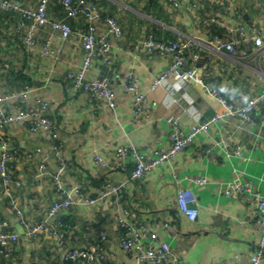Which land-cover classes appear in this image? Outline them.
<instances>
[{"label":"crops","instance_id":"crops-1","mask_svg":"<svg viewBox=\"0 0 264 264\" xmlns=\"http://www.w3.org/2000/svg\"><path fill=\"white\" fill-rule=\"evenodd\" d=\"M94 1L104 15H116L123 28L120 38H111V62L100 55L93 60L89 74L90 78L109 79L116 94L114 109L73 87L67 70L82 56L73 36L62 40L59 32L40 27L36 46L27 47L16 34L19 13L0 7V92L30 87L29 102L36 96L47 98V115L58 127L57 138L50 141L29 132L26 122L6 126L11 150L18 151V161H11L9 166L19 184H4L0 178V230L15 231L18 239L6 248L0 246V264H69L53 246L47 229L41 230L36 239L27 236L10 203V198L16 199L29 223L43 219L56 196L50 176H35L37 164L44 160L51 171L60 157L67 164L65 185L81 182L87 195L96 194L106 181L127 183L118 199L94 206L78 204L59 213L65 240L71 247L97 242L102 229L107 236L103 246L110 264H156L150 260L138 262L121 249L122 230L113 210L125 206L129 209L127 218L134 222L155 218L171 223L173 230L161 226L159 234L170 242L182 264H250L259 237L258 210L254 202L221 191L220 184L251 179L264 193L263 106L253 123L237 116L210 123L187 149L140 178L130 177L134 165L130 154L121 163L113 154L123 143H132L145 153L168 146L170 114H175L185 128L205 122L222 106L204 84L217 87L228 100H236L242 91L247 96L259 91L264 85V62L234 58L216 50L210 40L213 35L231 38L237 24L246 22L260 28L264 35V5L261 0H177L178 5H174L176 0ZM47 12L51 18H65L74 33L87 28L82 16L66 17L58 0L50 1ZM100 28H104L103 23ZM50 34L54 53L44 51ZM149 34L190 43L188 66L197 68V76L183 86L172 79L174 92L162 86L150 91L152 80L169 65L171 56L145 51L140 42ZM126 73L134 74L147 93L150 111L138 122L133 120L130 95L122 86ZM223 143L228 144L229 151ZM29 150L31 158L27 156ZM96 153L106 166L95 163ZM199 176L204 183H195L194 178ZM179 186L190 187L196 196L195 221L177 210Z\"/></svg>","mask_w":264,"mask_h":264},{"label":"built area","instance_id":"built-area-1","mask_svg":"<svg viewBox=\"0 0 264 264\" xmlns=\"http://www.w3.org/2000/svg\"><path fill=\"white\" fill-rule=\"evenodd\" d=\"M24 0H0V7L19 13L20 22L16 26L17 38L27 47L34 48L37 41V33L40 27H47L50 30L59 32L62 40H68L73 36V42L82 50L81 60L75 66L67 70L68 77L73 82L75 89L88 92L96 100H102L112 109L116 106L115 91L110 85L107 77L90 78L89 74L94 59L102 58L108 63L111 62L110 48L111 38H120L123 35V28L114 14H103L98 3L92 0H58L68 18L82 16L87 21V28L73 32L69 22L65 18H51L47 9L51 0H37L35 4L24 3ZM28 1V0H27ZM264 5V0H261ZM178 5V1H174ZM104 24L101 29L100 25ZM52 35L50 34L45 42L44 51L54 53L52 47ZM141 45L147 52L159 54H170L169 65L159 75L154 77L150 84V91L165 87L174 92L176 84L183 86L186 81L197 76V68L188 66L189 45L172 39H158L152 34L141 40ZM210 44L220 51H225L234 58L249 57L257 62H264V35L260 28L253 23H238L233 30V37L221 38L213 35ZM3 69L0 63V70ZM122 86L130 95L133 120L140 121L148 116L150 107L147 93L141 88L137 77L132 73H126L122 78ZM204 89L212 94L222 106L205 122H195L187 128L182 127L180 119L175 114L167 116L171 124L170 144L158 146L150 153L140 151L132 143L119 144L114 151V157L121 163L126 155L130 154L134 160L130 177L140 178L147 171L157 166L164 165L179 153L192 145L196 138L204 132L210 123L237 116L248 122H255V114L264 107V85L254 95L247 96L244 91L236 100H228L223 92L215 86L204 84ZM30 87L23 89L0 92V178L4 184H19L11 172L9 163L18 161V151L11 150L8 138L5 135L6 126L28 123V131L36 133L47 140H54L58 136V127L54 120L47 115L49 101L45 97L36 96L31 103ZM24 101V103L21 102ZM261 123L264 124V109L261 112ZM224 144V143H223ZM227 149L228 144H224ZM238 145L235 149H238ZM26 153V152H25ZM26 155V154H25ZM29 158L33 153L29 150ZM96 164L106 166L107 162L100 153L94 154ZM67 164L63 157L59 158L58 166L51 171L46 169L44 160H40L36 168V177L50 176L54 184L56 198L46 210V216L33 223H29L23 216L22 209L18 206L15 198H10V203L17 222L24 226L28 237L36 239L41 230L47 229L53 246L62 253L69 264H110L107 262V254L104 250V242L107 240L105 230H99L97 242H86L81 247H71L64 237V222L59 217L63 210H69L73 206H94L103 203L108 199H118L126 180L117 183L106 181L94 195H87L83 191L81 182L73 186L65 185L64 172ZM195 183H204L203 177L194 178ZM220 190L238 196L241 200L254 202L258 210L259 237L256 249L250 255V264H262L264 257V193L256 187L251 179H232L220 184ZM196 196L190 187L179 186L176 192V206L180 215L189 221H195L198 217V208L193 205ZM116 224L121 228L120 247L130 252L136 261L143 262L150 260L156 264H182L179 255L172 248L169 241L162 238L159 228L173 230L169 221H157L155 218H148L145 221L134 222L127 218L129 209L125 206H117L114 210ZM3 222L2 225H5ZM18 239V233L11 230H0V246L7 247Z\"/></svg>","mask_w":264,"mask_h":264},{"label":"trees","instance_id":"trees-1","mask_svg":"<svg viewBox=\"0 0 264 264\" xmlns=\"http://www.w3.org/2000/svg\"><path fill=\"white\" fill-rule=\"evenodd\" d=\"M92 1H94V0H92ZM94 2H96V1H94Z\"/></svg>","mask_w":264,"mask_h":264}]
</instances>
